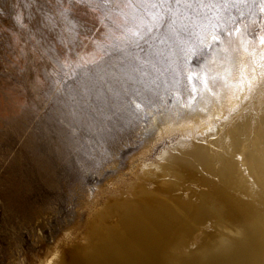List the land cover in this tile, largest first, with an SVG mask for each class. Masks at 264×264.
<instances>
[{
    "label": "rangeland",
    "instance_id": "obj_1",
    "mask_svg": "<svg viewBox=\"0 0 264 264\" xmlns=\"http://www.w3.org/2000/svg\"><path fill=\"white\" fill-rule=\"evenodd\" d=\"M262 6L247 0L224 10L215 44L237 26L254 38L264 28ZM132 17L128 8L108 15L77 0H0V264H37L67 226L78 222L82 231L84 195L125 168L151 113L176 102L175 91L184 96L185 69L211 54L210 30L202 44L194 15L178 19L175 32L165 22L153 32L164 43L149 50L167 69L156 79L152 64L124 61L113 47L135 27ZM137 92L159 98L137 109Z\"/></svg>",
    "mask_w": 264,
    "mask_h": 264
},
{
    "label": "bare ground",
    "instance_id": "obj_2",
    "mask_svg": "<svg viewBox=\"0 0 264 264\" xmlns=\"http://www.w3.org/2000/svg\"><path fill=\"white\" fill-rule=\"evenodd\" d=\"M237 28L37 264H264V28Z\"/></svg>",
    "mask_w": 264,
    "mask_h": 264
},
{
    "label": "snow or ice",
    "instance_id": "obj_3",
    "mask_svg": "<svg viewBox=\"0 0 264 264\" xmlns=\"http://www.w3.org/2000/svg\"><path fill=\"white\" fill-rule=\"evenodd\" d=\"M77 2L86 3L93 10L101 9L108 15L112 14L113 6L121 11L124 8L131 9L132 18L137 23L134 28L125 27L121 35L115 37L113 47L121 54L124 61L137 64L143 61V64H152L153 70L159 74L156 79H159L167 69L157 67L148 59L149 50L153 49L154 41L160 39V43H164L162 38L153 35L154 30H159V26L167 22L168 30L175 32L174 26L178 19H192L194 15L200 21L197 25L202 34L200 42L204 43V34L209 33V30L212 42H217L225 31V26L221 24L222 12L228 8L246 4L247 0H77ZM262 5H264V0H262ZM261 11H264V6L261 7ZM188 13L191 15H186ZM228 31L231 32L230 29ZM237 31H239L238 28ZM261 42L264 43V40ZM135 49H139L145 56L142 58ZM156 54L163 57V53ZM165 59L167 58L165 57ZM136 95L140 97V102L132 101V103H135L137 109H140L141 104L153 105L159 98L158 93L149 97H144L139 92Z\"/></svg>",
    "mask_w": 264,
    "mask_h": 264
}]
</instances>
